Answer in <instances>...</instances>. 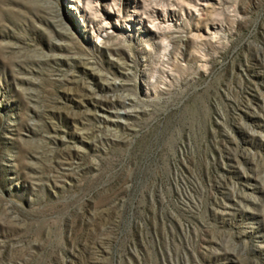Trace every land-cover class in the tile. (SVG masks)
Wrapping results in <instances>:
<instances>
[{
    "label": "rangeland",
    "instance_id": "374dc122",
    "mask_svg": "<svg viewBox=\"0 0 264 264\" xmlns=\"http://www.w3.org/2000/svg\"><path fill=\"white\" fill-rule=\"evenodd\" d=\"M0 264H264V0H0Z\"/></svg>",
    "mask_w": 264,
    "mask_h": 264
}]
</instances>
